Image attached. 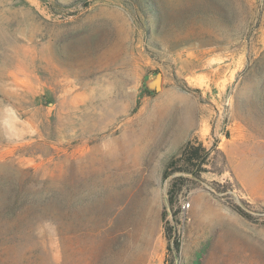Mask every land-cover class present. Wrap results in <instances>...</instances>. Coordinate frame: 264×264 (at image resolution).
<instances>
[{"label":"rangeland","instance_id":"rangeland-1","mask_svg":"<svg viewBox=\"0 0 264 264\" xmlns=\"http://www.w3.org/2000/svg\"><path fill=\"white\" fill-rule=\"evenodd\" d=\"M0 264H264V0H0Z\"/></svg>","mask_w":264,"mask_h":264},{"label":"trees","instance_id":"trees-1","mask_svg":"<svg viewBox=\"0 0 264 264\" xmlns=\"http://www.w3.org/2000/svg\"><path fill=\"white\" fill-rule=\"evenodd\" d=\"M182 156V158H184L185 163L189 164L195 157H197V151L195 148H193L192 145L188 144L184 150L182 151V153L180 154ZM169 167V165L166 166V169ZM168 174L166 173V171H164L163 176L166 177ZM171 202V199H170Z\"/></svg>","mask_w":264,"mask_h":264},{"label":"built area","instance_id":"built-area-1","mask_svg":"<svg viewBox=\"0 0 264 264\" xmlns=\"http://www.w3.org/2000/svg\"><path fill=\"white\" fill-rule=\"evenodd\" d=\"M186 206H188V204Z\"/></svg>","mask_w":264,"mask_h":264}]
</instances>
